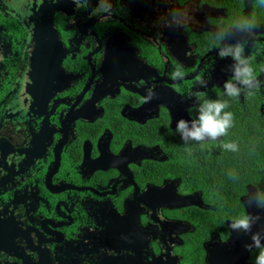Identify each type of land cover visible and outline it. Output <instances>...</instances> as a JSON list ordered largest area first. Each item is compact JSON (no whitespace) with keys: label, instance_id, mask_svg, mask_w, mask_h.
<instances>
[{"label":"flooded vegetation","instance_id":"1","mask_svg":"<svg viewBox=\"0 0 264 264\" xmlns=\"http://www.w3.org/2000/svg\"><path fill=\"white\" fill-rule=\"evenodd\" d=\"M107 4L0 0V264H256L229 225L258 188L234 204L215 186L219 162L236 161L228 134L185 144L175 128L216 99L263 124L264 5ZM241 15L253 35L231 27ZM237 43L259 87L227 98L233 62L219 51Z\"/></svg>","mask_w":264,"mask_h":264},{"label":"clouds","instance_id":"2","mask_svg":"<svg viewBox=\"0 0 264 264\" xmlns=\"http://www.w3.org/2000/svg\"><path fill=\"white\" fill-rule=\"evenodd\" d=\"M259 3L264 5V0H259ZM101 6L103 11H107L109 7L107 0H101ZM256 26L255 19L248 15H241L231 23L232 28L252 35L254 34ZM225 34V32L219 33L215 38V42L222 43ZM245 44L237 43L219 51L221 57H229L233 62L231 64L232 76L223 84V97L237 98L242 92H247L248 95H252L255 89L259 87L250 61L244 55ZM183 76V66H179L172 72V79L174 80L182 79ZM150 98L149 96L146 100ZM228 107L229 103L227 99L205 100L199 105L197 119L193 121H185L183 119L177 121L175 132L179 134L185 144L189 141L197 143L216 141L218 138L226 136L228 130L232 127L233 114L230 111H226ZM223 147L225 150L238 151V145L235 143H224ZM229 175L232 176L233 174L229 173ZM249 204L253 206H264V198L258 197L255 201H250ZM258 219V216L241 214L232 221L229 227L235 231L248 233ZM251 239V246L260 249L256 257V264H264V244L261 242L264 240V237L260 233H256L252 235Z\"/></svg>","mask_w":264,"mask_h":264},{"label":"trees","instance_id":"3","mask_svg":"<svg viewBox=\"0 0 264 264\" xmlns=\"http://www.w3.org/2000/svg\"><path fill=\"white\" fill-rule=\"evenodd\" d=\"M260 121H251L247 124L242 117L238 115L233 117L232 126L233 128L237 127V129L233 130L231 128L226 137L227 141H225L228 143V139L241 137L245 141L244 148L246 151L249 150V153L248 155L244 154L241 144L238 145V151H234L236 161L228 162L229 160L225 159L219 162L220 167L223 169H220L219 173L224 175L215 179V186L218 188V197L224 199L226 202L231 200V203L238 204V197L246 191V183L257 187L259 198H264V121L263 124ZM248 145L250 146L249 148H247ZM238 156H245V158L247 156L249 164L237 162ZM246 167L249 171H246V174L242 173ZM229 173L233 175L230 176ZM237 173H242V177L238 176ZM230 190H232V193L227 195ZM259 251L260 249H256L250 255L255 261Z\"/></svg>","mask_w":264,"mask_h":264},{"label":"water","instance_id":"4","mask_svg":"<svg viewBox=\"0 0 264 264\" xmlns=\"http://www.w3.org/2000/svg\"><path fill=\"white\" fill-rule=\"evenodd\" d=\"M255 200H256L255 189L249 190L248 193L241 198V202L245 208L246 214L259 217L256 224L252 227L251 231L245 234L246 236H250V238L247 239V237H242L243 235L237 236L236 234H232L233 238L235 239L240 238L246 241V244L242 245V251H244V255L248 254L250 250L255 249V247L251 246L252 245L251 237L253 234L260 233V235L264 237V206L261 209H259L257 208V206H253L249 204L250 201H255ZM261 242L262 244H264V240H262Z\"/></svg>","mask_w":264,"mask_h":264},{"label":"rangeland","instance_id":"5","mask_svg":"<svg viewBox=\"0 0 264 264\" xmlns=\"http://www.w3.org/2000/svg\"><path fill=\"white\" fill-rule=\"evenodd\" d=\"M233 109H234L235 111L237 110V108H236V107H234ZM245 121H246V117H245Z\"/></svg>","mask_w":264,"mask_h":264}]
</instances>
